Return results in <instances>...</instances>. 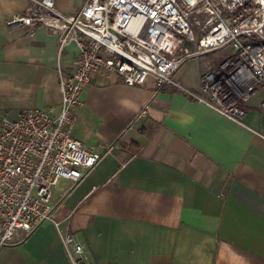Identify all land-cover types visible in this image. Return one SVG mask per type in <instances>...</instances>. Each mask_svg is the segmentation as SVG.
I'll list each match as a JSON object with an SVG mask.
<instances>
[{
	"label": "crops",
	"instance_id": "obj_1",
	"mask_svg": "<svg viewBox=\"0 0 264 264\" xmlns=\"http://www.w3.org/2000/svg\"><path fill=\"white\" fill-rule=\"evenodd\" d=\"M53 1L72 16L86 0ZM28 6L0 0V122L28 108L54 112L59 75L77 56L72 44L59 55L43 29L7 27ZM204 56L185 61L174 80L198 91L217 66H199ZM261 100V92L250 100L239 125L152 80L130 87L94 77L73 137L98 163L81 181L53 187L59 230L43 223L21 235L0 248V264H70L59 233L75 237L87 264H264Z\"/></svg>",
	"mask_w": 264,
	"mask_h": 264
},
{
	"label": "built area",
	"instance_id": "obj_2",
	"mask_svg": "<svg viewBox=\"0 0 264 264\" xmlns=\"http://www.w3.org/2000/svg\"><path fill=\"white\" fill-rule=\"evenodd\" d=\"M6 25L43 29L57 38L59 55L72 44L77 56L59 75L54 112L28 108L0 122V248L43 223L59 230L53 187L81 181L98 163L73 137L75 111L94 77L130 87L152 80L156 90L170 86L239 125L259 92L264 111V0H86L72 16L53 0H29ZM225 48L230 55L201 76L198 91L174 80L185 61ZM59 237L70 264H87L74 236Z\"/></svg>",
	"mask_w": 264,
	"mask_h": 264
},
{
	"label": "rangeland",
	"instance_id": "obj_3",
	"mask_svg": "<svg viewBox=\"0 0 264 264\" xmlns=\"http://www.w3.org/2000/svg\"><path fill=\"white\" fill-rule=\"evenodd\" d=\"M230 55L229 49H221L213 53L206 54L202 60H198L199 66H207L211 63L219 65L224 59Z\"/></svg>",
	"mask_w": 264,
	"mask_h": 264
}]
</instances>
